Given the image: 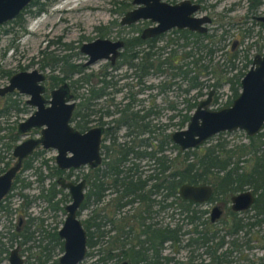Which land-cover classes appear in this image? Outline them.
<instances>
[{"label": "rangeland", "instance_id": "rangeland-1", "mask_svg": "<svg viewBox=\"0 0 264 264\" xmlns=\"http://www.w3.org/2000/svg\"><path fill=\"white\" fill-rule=\"evenodd\" d=\"M167 1V0H165ZM179 1V0H177ZM168 2V1H167ZM201 9L195 15H207L210 18V22L206 25V33L212 34L210 47L212 53L207 55L204 51L198 52L200 55L199 64L211 65L215 69V74L218 78L224 77L229 70V62L227 60L232 53L236 54V58L232 61L235 66V70H242V65L246 64L248 59H251L254 54H264V22L260 23L255 18L257 16H264V0H204L201 4ZM136 5L131 4V0H35V3L28 5L23 9L15 18L6 21L0 25V87L4 86L11 74L18 71H30L36 69L41 71L45 77L48 76H63L64 70H66L63 64H75L80 65L82 74H93L105 69L109 72L106 80L115 81L114 88L118 90L105 97L113 98L112 102L124 103L127 93H134L140 89L139 93L135 95V99H139V103H134L132 109L137 110L141 106L148 107L147 103L152 101L154 110L157 114L153 117L150 116L147 120L150 125L155 124L157 127L161 126L164 133H170L176 130L171 122L176 120L175 118L169 120L170 115H175L177 110L183 109L184 97H192L196 95V90L188 92L185 95L181 88L184 83H180V79H173L172 86H165L163 84L168 82V73H148L141 81V84L136 83V78L130 75L129 71H125V65L120 64L116 68L107 67L108 62L105 60H98L95 63L82 66L86 60V56L79 51V47L82 43L89 42L95 38H107L109 40L128 38L141 32V30L152 23L147 20H138L135 23L127 26H121L119 24L121 16L127 10L135 8ZM37 9L39 10L37 12ZM177 32L169 30L159 38L155 44L154 49H157L159 55L162 50L160 47L164 45L170 38H173L174 43L166 47L163 52H168L169 49L175 50L179 55L185 51L190 50V47H182L183 40L176 38ZM189 38L188 41H191ZM263 45V47H262ZM261 48V49H259ZM259 49L260 52H257ZM65 59L66 63L58 62L57 65L51 68V64L57 59ZM118 57L115 62H119ZM188 60V59H187ZM49 64V65H45ZM190 66V65H188ZM63 71V72H62ZM80 74L72 73L65 81L68 82L71 92L74 94V101L77 103L81 96L85 95V91L82 88H76L78 84L71 83V80L79 78ZM213 77L210 74H201L198 77V81L205 82L206 84L212 82ZM96 78L90 77V83L94 82ZM161 82L163 83L161 85ZM180 83L181 88H177V84ZM48 83H44V86L49 90ZM161 88H157V85ZM56 86V85H55ZM54 86V87H55ZM149 86V87H148ZM112 87L105 89L107 92L112 91ZM209 89L212 90L210 103L207 105L209 109H217L225 105V103L231 100L230 91L227 85L223 84L219 88H209L203 86L200 95L195 96L197 100H202L206 97ZM48 96V91L46 92ZM215 98V101L212 99ZM26 99L22 94H9L0 96V156L2 161L0 162V168L2 171L7 169L13 164L14 158L11 156V149H6L5 146L8 143V138L13 133H16V126L18 122L25 119L32 109L27 107L23 111L22 105ZM105 99L98 101V106L105 107L107 102ZM148 101V102H147ZM17 105L22 111H17L15 108L9 106ZM170 105L175 109H170ZM141 107L142 109H144ZM112 110L113 107H107ZM143 112V111H142ZM1 113V112H0ZM141 114V110L139 111ZM115 117V116H114ZM109 119V117H106ZM74 125V122H70ZM165 125V126H163ZM184 128V127H183ZM35 133V135H34ZM18 135V141H21L27 137L38 136V129H33L27 135ZM123 129H118L115 132L116 142L120 143L125 138L121 135ZM142 138L145 135L141 136ZM216 142L224 143L226 148H234L235 145L244 144L248 146L249 139L242 130H234L231 132H221L213 135L203 142L200 146L211 145ZM257 142V141H253ZM169 148V147H167ZM246 148V147H245ZM249 148V147H248ZM248 149L243 153L241 159H245L243 162H239L238 165L243 169H248L250 155ZM246 153V154H245ZM55 150L52 148H36L31 154V165L33 168H21L16 174V182L11 187L7 198L2 201V205L7 208L8 212L4 213L0 210V230L6 226L7 230H13L11 225L19 226L18 220L24 222L29 218H42L44 228L46 232L52 233L55 229H58L64 219L65 211L61 209L53 210L47 203L38 198L39 185L36 177L40 176L42 179L43 187H47L48 184L55 180V177L50 178L49 173L51 167L55 166L54 155ZM168 157L175 155L174 150H169L165 153ZM235 160V159H233ZM35 170V172H34ZM1 171V172H2ZM0 172V174H1ZM61 176L66 180L77 181L80 178H85V175L89 174V168L82 166L75 169H68L61 171ZM22 183L25 186H21ZM87 187L84 188V193ZM62 193L67 194L66 190H62ZM25 200H28V205L23 207L22 204ZM69 201V196L65 197L61 206H64ZM220 205L224 209L223 215L226 216V211L229 205V200H213L211 202H205L196 206L197 209H207V214L202 218H207L208 211L213 205ZM173 216L169 217V211L164 213L160 212V224L169 223L179 224L188 228L187 224H184L185 218L183 213H179L176 208L173 211ZM252 214L251 210H246L240 213L238 216H249ZM89 216V204L85 203L78 213V218L81 221L82 227L85 228V220ZM207 216V217H206ZM38 225V221L35 220L32 223ZM10 226V227H8ZM22 224H20L21 228ZM213 229H220L221 225L214 223ZM31 228V226H30ZM263 230L260 229L256 233L254 240L248 243V246L240 245L238 250L233 251L229 258L235 259L231 264H264V260H259L264 253V236ZM220 234L222 232H219ZM237 242L242 241V234H238ZM183 241L185 238L182 237ZM230 240L229 237H224V241ZM28 243L23 245V248ZM40 244H45L42 241ZM29 246V245H28ZM49 257L46 259V264H58L57 258L62 252V246L59 243H52L49 245ZM166 256H175V258L181 261L187 260L191 254H200V250L194 252L191 248L184 249L179 252V255L173 254L168 245L163 246ZM226 249L224 244L220 250ZM27 252H34L32 248ZM26 255V254H25ZM98 255L94 247H87L85 257L78 264H102L97 262ZM56 261V263H54ZM208 261L207 256L201 254L199 258H196L192 263ZM117 262V261H116ZM113 262V264H116ZM109 263V262H107ZM3 264V263H2ZM112 264V263H109Z\"/></svg>", "mask_w": 264, "mask_h": 264}, {"label": "water", "instance_id": "water-1", "mask_svg": "<svg viewBox=\"0 0 264 264\" xmlns=\"http://www.w3.org/2000/svg\"><path fill=\"white\" fill-rule=\"evenodd\" d=\"M32 0H0V25L16 17ZM135 8L127 10L119 23L129 25L138 20H147L151 25L143 28L140 38H153L170 29H187L193 32L206 31L210 22L207 15H195L200 11V4L191 0H179L169 3L165 0H131ZM264 22V16L256 17ZM120 39L95 38L82 43L79 51L86 56L83 66L98 60L113 62L121 51ZM44 75L41 71H18L10 75L7 83L0 87V96L12 91L27 96L26 103L34 110L18 122L17 132L24 136L31 129L39 128L37 137H27L18 141L11 149L14 162L0 174V200L9 192L12 181L21 167V162L37 147L55 150L54 163L57 169L67 170L82 166H92L99 160L98 144L100 127H92L84 132L75 130L70 124L74 108L73 95L66 82L49 91V98H43L41 84ZM238 95L229 106L209 109L212 90L196 104L184 128L169 133V140L180 151L194 149L205 140L220 132L242 130L246 136L257 134L264 123V54H254L250 66L239 82ZM58 186L67 191L69 201L64 205V219L57 231L62 239V252L57 258L58 264H78L86 254V233L78 218V210L84 198V178L77 181L56 178ZM211 194L207 184L179 185L177 195L194 203L206 202ZM254 196L248 189L229 197L232 211H243L253 203ZM214 206L210 211V221L219 215ZM16 248L10 250L8 264H20ZM119 264H129L121 261ZM203 264V263H199Z\"/></svg>", "mask_w": 264, "mask_h": 264}, {"label": "trees", "instance_id": "trees-1", "mask_svg": "<svg viewBox=\"0 0 264 264\" xmlns=\"http://www.w3.org/2000/svg\"><path fill=\"white\" fill-rule=\"evenodd\" d=\"M50 1V0H45ZM170 3H173L176 0H167ZM197 3H202L204 0H194ZM256 1V0H255ZM35 3V0L30 2V5ZM39 10L37 9V12ZM172 32H177L178 36L176 38H181L183 40L182 47H190V50L185 51L183 54L179 55L175 52V50L169 49L168 52H163V50L173 45L174 40L170 38L167 42L164 43L160 49L162 50L161 55L157 52V49H154L155 42L161 38L163 34L157 35L153 38H140V33L135 34L134 36H130L128 38H124L122 49L118 55L120 58L118 65L124 64L125 71H129L130 75L136 78V83L141 84L142 79L150 72L152 73H168V82L163 84V89L165 86L170 87L174 82L173 79L179 78L180 83H184L181 88L180 83L177 84V88H181L182 92L185 95H188L189 91L196 90V95H200V91L203 86L211 87V88H219L223 84L227 85L228 90L230 91L231 98H234L238 94L239 90V80L242 77L243 73L246 71L248 65H250L251 59L246 61V64L242 65V70H235L234 63L232 62L236 58V54L232 53L230 57L227 58L229 64V74L224 77L218 78L215 74V69L211 65L207 64H199L200 55L198 52L204 51L207 55L212 53L211 43L214 42L212 39L213 35L209 33H197L190 32L188 30H172ZM189 38H192L191 41H188ZM263 47V45H262ZM261 49V48H259ZM258 49L257 52H260ZM117 57V58H118ZM188 59V60H187ZM58 62L66 63L65 59H57L51 64V68L56 66ZM49 65V64H45ZM66 67L64 70L63 76L61 77H50L48 79L49 85L55 86L65 79L68 78L72 73L80 74L79 78L76 80H71V83L78 84L75 86L76 88H82L85 91V95L81 96L79 101L76 104L75 111L72 114L71 121L74 122V127L77 129H85L87 127L88 115L90 113L91 102L100 98L106 97L109 93L105 91L106 88L112 87V91H117V88H114L115 82H110V80H106L105 77L108 76L109 72H106L105 69L97 72L95 75L82 74L80 69V65L75 64H63ZM190 65V66H188ZM108 67V65H107ZM115 68V67H114ZM63 72V71H62ZM201 74H210L213 78L212 82L205 83L198 81V77ZM95 77L96 80L90 83V77ZM160 84L157 85V88H161ZM149 87V86H148ZM211 90V89H209ZM111 91V92H112ZM72 93V92H71ZM73 94V93H72ZM195 96L192 97H184V106L183 109L177 110L175 115H170L169 120L177 117L174 122H171L176 130L181 129L185 126L186 122L189 119L190 112L196 106L197 98ZM74 97V94H73ZM133 95H127L128 100L123 105H113V113L117 112L118 117L117 120L123 119V117H137L135 114L136 111L131 112L130 103ZM215 101V98L212 99ZM153 101V100H152ZM149 101L147 103L148 107L143 108V112L140 115L141 121L143 120V129L142 132L149 131L146 127V122L144 119L149 115H154L156 112L153 110L154 105L153 102ZM230 101L228 100L226 104ZM121 103V102H120ZM119 104V102H118ZM9 106L11 107L10 103ZM170 109H175L174 106L170 105ZM15 110H20L17 105L15 106ZM0 114H2V110H0ZM136 122V121H135ZM123 125V123H122ZM126 132L129 131L128 124ZM165 126V125H163ZM162 125L158 127L159 139H158V150H159V182H160V193L165 190V196L175 195V209H178L179 213L184 214V224H191L193 226L192 233L187 236L186 245L192 246L195 242L198 246L204 248V254L207 256L208 261L207 264H231L234 263L235 259L229 258L233 251L238 250L240 245L248 246V243L251 241V233L250 229L252 226L259 225L260 222L264 221V124L256 135L247 137L249 139L248 146H245L243 143L239 145H235L234 148H226V145L220 142H216L211 145H203L198 146L194 149H188L184 151L178 150V148L172 144L169 140V133L163 132ZM128 130V131H127ZM18 139V135L13 133L8 138V143L5 146L6 149H11L12 146ZM253 141H257L256 143ZM174 150L175 155L169 158L166 154L163 153L165 149ZM248 149L250 158L249 168L243 169L238 165L239 162L245 161V159H241L243 153ZM249 147V148H248ZM33 153V152H32ZM120 154V151L117 152ZM246 154V153H245ZM31 155H29L26 159L22 161L21 166L23 168H33L30 161ZM235 159V160H233ZM2 161V157L0 156V162ZM173 163L174 171L172 173V181L169 180V167ZM2 168H0V172ZM35 172V170H34ZM165 172V173H164ZM61 171L58 170L55 166L51 167V171L49 173L50 178L59 177L61 175ZM37 181L40 183L39 185V194L38 198L44 200L47 205L53 209H61L63 210V206L61 203L64 202L67 194L62 193V189H60L57 183L54 181L50 182L47 187H43L42 179L40 176L36 177ZM86 187L87 190L84 194V201L81 207L88 202L89 197V187H88V174L85 175ZM17 178L15 177L13 180V184L16 182ZM170 183L172 185H170ZM187 183V184H209L212 188V194L210 200H224L227 201L232 194H235L239 191H242L244 188H250L252 192L255 194L254 203L252 208V214L250 216H237L232 212L229 213V218L225 220L222 224L220 230H223L222 234H218V230H213L214 232L208 234L207 236L201 235L199 231L194 230L197 223L207 222V218H202L204 211L196 208L195 203L180 198L177 195V189L179 185ZM25 186L24 183L21 185ZM28 205V200L23 202V207ZM163 205L160 200V210H162ZM2 209V208H1ZM4 213H7L8 210L4 208L2 210ZM86 232V246L90 247V237L88 231V219L85 221ZM174 227L180 226L179 224H173ZM169 226L164 225V227L159 228V238L161 242L165 239H172L176 241L178 239V235L176 232ZM242 234V241L237 242L238 234ZM228 235L230 240L224 241V236ZM50 236V235H49ZM25 240V239H23ZM61 244V242L57 239L56 234H51V238H49V242L53 241ZM226 244L227 248L224 250H220L221 247ZM49 251H47L46 258L49 257ZM107 257L99 256L97 262L104 264L106 262ZM133 264H136L139 260H136L133 256L129 258ZM168 260H165L167 263ZM56 263V261L54 262Z\"/></svg>", "mask_w": 264, "mask_h": 264}, {"label": "flooded vegetation", "instance_id": "flooded-vegetation-1", "mask_svg": "<svg viewBox=\"0 0 264 264\" xmlns=\"http://www.w3.org/2000/svg\"><path fill=\"white\" fill-rule=\"evenodd\" d=\"M174 2H177V0ZM200 9H201V5H200ZM255 20L257 19L255 18ZM258 22L263 23L261 21ZM121 26H126V25H121ZM170 30H182V29L173 28ZM116 59L112 63L107 61L108 67L116 68L118 66V63L115 62ZM249 66L250 65H248V67ZM248 67L246 68V71ZM50 77L53 76L45 77L44 75V78L41 82L44 89L42 96L43 98H47V99L49 98V91L51 89L55 88L56 86H58L63 82H66L68 84L67 81H62L61 83H58L55 87L54 86L51 87L48 83V79ZM110 82H115V81L110 80ZM44 83H48L47 85L51 89L48 90L44 86ZM47 91H48V96L46 95ZM139 91L140 89H138L134 93L131 92L127 93V95L129 94L133 95V97L130 98L131 100L130 110L128 111L131 112L136 111L135 114L137 115V117H134V115L133 117H129L127 115V117H123V119L117 120L116 118L118 117V113L112 112L114 108L113 105L121 106L123 104L120 102L119 104L118 102L113 103L112 102L113 98H108V100H106L104 97L91 102L92 105L90 108V113L88 115L89 123L87 124V127L85 129H77L74 127V125H72V127L79 132H84L92 127L101 128V134L98 144L99 160L94 165L89 167L87 166L89 168V174H88L89 216L87 219H88L89 237L91 242L90 246L95 248L98 258L99 256L107 257L106 262L104 264H109V263L113 264V262L116 261H117L116 264H119V262L121 261H127L129 264H133L129 259L130 256H133L136 260H139L136 264H193L192 262L196 260V258H199L201 254L205 256L204 248L198 246L196 242L192 246L186 245L187 236L193 234L192 233L193 226L191 224L190 225L188 224L189 227L185 228V226L174 227V225L171 226L169 223L160 224V220H159L160 212L164 213L165 211H169L168 216L169 217L173 216L174 214L173 211L175 210V195L173 193L168 197H166L165 190L162 192V194L160 193V182H159L160 173H159V163H158V159H159L158 127L155 124L150 125V122L147 119L152 115H149L144 119V121L146 122L147 129L150 130L151 128L152 130L151 132L149 131H146L145 133L142 132L143 120L141 121L140 119V115L142 114L143 111L141 109L142 106L137 110L132 109L134 103L140 102L139 99H135V95L138 94ZM69 92L71 93L70 87H69ZM15 93L18 92L14 90L4 95L15 94ZM111 93H113V91L109 92L107 95ZM4 95H1V97ZM127 95L124 98L125 102L128 100ZM27 98L28 97L26 96V99ZM234 98H232L228 104L225 103L224 106H229ZM26 99L24 100L21 109L24 111L25 108L27 107L28 109H32L33 111L34 107L26 103ZM101 99H105L104 102H107L105 107H96L99 105L98 101ZM74 103L75 105L72 110L69 122H71L72 114L76 108L77 103L75 101ZM15 106L16 105H13L11 107L15 108ZM107 107H113V108L112 110H109ZM140 110H141V114H139ZM155 112L157 114V111ZM106 117H109V119H107ZM125 124H128V126H130V128L128 127L129 129V131L127 130L128 132H126L127 126ZM120 128L123 129V134L121 136L124 137L125 139L122 140V142L117 143L114 134ZM34 129L36 130L38 129V135H39V128H34ZM32 130L33 129H31L30 131ZM16 133H18L17 129H16ZM143 135H145L144 138L141 137ZM247 137H251V136H247ZM169 150H170L169 148L165 149L163 153L165 154ZM118 151H120V154H117ZM60 171H64V170H60ZM173 171H174L173 163L171 162V165L169 167V180L171 181H172ZM170 185L172 184L170 183ZM85 186H86V181H85ZM245 189H248L252 192L250 188H244L243 190ZM8 193L0 200L1 211L4 208H6L1 203L7 198ZM211 194H212V188H211ZM252 194L255 198V194L253 192ZM210 197L206 202L213 201L210 200ZM160 200L162 201V205H163L162 210H160ZM253 203H254V199H253ZM253 203L246 210H250L252 208ZM195 204H197L196 206L199 205V203H195ZM81 205L79 207L78 213L81 210ZM214 206H216L220 212L215 220L210 221L209 220L210 211L211 208ZM212 207L208 211V221L206 223L205 222L197 223L196 227L194 228L195 232L199 231L201 235L203 234L204 236H207L208 234L213 233L214 232L213 230H216V228L213 229L214 223L217 222V224H220L222 227V224L230 216L228 212H232L233 214H236L238 216L240 213L246 211V210L232 211L230 209V202H229L225 216L223 215L224 209L220 205L215 204ZM63 210H64V206H63ZM202 210L204 211V215H206L207 209H202ZM35 220L38 221V225H36L35 223L34 227H32V223H34ZM42 222H43L42 218L36 217L31 219L29 218L28 220H26L24 222L25 225H23V222L20 220H18L17 223L19 226L10 224V226L13 227V230L10 229V231L7 230L6 226L3 227L2 230H0V264L9 263L10 250L13 248L17 249L16 254L21 260L20 264H46L47 251L50 250L49 245L54 243V240L49 242V238H51V234L53 233L56 234L57 239L61 242V246H62V239L59 238L57 235V231L59 228L55 229L50 234L46 232V229L44 228V225H42ZM20 224H22L21 228H20ZM166 224L169 225L174 230V232L177 233L178 239L176 241H173L172 239H165L161 242V239L159 238V228L164 227V225ZM220 229L217 232L219 235H220L219 232L223 233V230ZM260 229H264V221L260 222L259 225L257 226L251 227L250 229L251 230L250 233L252 236L251 240L256 239L255 235L257 232L260 231ZM263 236H264V230H263ZM182 237L185 238V241L181 240ZM224 237H228V235ZM42 241H45V244H40ZM26 243H28L27 246L23 248V245ZM165 244L168 245L169 249L172 251L173 254H176V256L179 255L180 251L187 249L188 247L191 248L192 252L199 249L200 254L194 252L195 254L192 253L191 256H188L187 260L183 262L180 259L175 258L174 255L166 256L164 253H162V250H164L163 246ZM30 248H32L34 252L32 253L27 252V250H29ZM262 259L264 260V253L262 258L261 257L259 258V260ZM165 260H168V262L165 263ZM199 263L207 264L206 261L196 262L195 264H199ZM259 264H261V262H259Z\"/></svg>", "mask_w": 264, "mask_h": 264}]
</instances>
